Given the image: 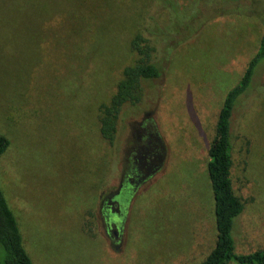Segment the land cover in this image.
<instances>
[{"label": "rangeland", "instance_id": "rangeland-1", "mask_svg": "<svg viewBox=\"0 0 264 264\" xmlns=\"http://www.w3.org/2000/svg\"><path fill=\"white\" fill-rule=\"evenodd\" d=\"M21 1L0 0L12 26ZM150 14L170 30L161 76L112 145L99 106L140 58L131 42ZM41 35L36 49L0 34V178L34 264H200L216 241L208 150L264 35V0H63ZM232 136L236 241L264 249V64Z\"/></svg>", "mask_w": 264, "mask_h": 264}, {"label": "trees", "instance_id": "trees-1", "mask_svg": "<svg viewBox=\"0 0 264 264\" xmlns=\"http://www.w3.org/2000/svg\"><path fill=\"white\" fill-rule=\"evenodd\" d=\"M63 0H23L15 8L12 26L0 6V34L25 33L36 40L34 48L39 49L42 39V25L53 15L54 8ZM161 4V3H159ZM6 7V6H5ZM39 9L43 12L40 21ZM13 11V12H14ZM154 14L140 26L131 42L140 58L123 70L117 90L108 103L99 106V124L102 137L115 144L122 124V117L128 106H141L147 96L146 82L161 76V68L154 61L156 53L163 52L169 40V29L162 30ZM44 27V26H43ZM167 50V47H165ZM264 64V35L255 55L248 62L238 83L225 95L215 125V136L208 150L207 174L214 199L216 241L200 264H264V249L242 251L235 237V227L245 204L235 195L232 182L233 116L239 103L251 96L256 72ZM260 97V96H258ZM257 98V97H256ZM11 140L0 135V158L8 151ZM0 264H34L26 248L19 218L12 208L3 189L0 178Z\"/></svg>", "mask_w": 264, "mask_h": 264}]
</instances>
